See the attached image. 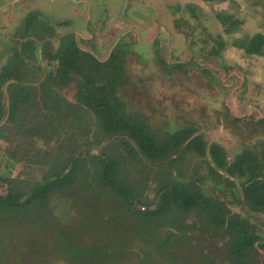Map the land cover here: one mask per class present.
Segmentation results:
<instances>
[{"label":"trees","instance_id":"trees-1","mask_svg":"<svg viewBox=\"0 0 264 264\" xmlns=\"http://www.w3.org/2000/svg\"><path fill=\"white\" fill-rule=\"evenodd\" d=\"M39 15H27L12 33V46L5 52L0 70V135L2 128L14 130L29 141L44 139L48 145L51 136L59 132L45 127L48 121L58 122L57 118L64 120L69 116L81 127L73 138L67 139V149L61 147L54 156H45L42 163L35 157L34 161L28 160L45 168L39 180L0 176V186L5 187V193H0V264H58L66 259L83 264H128L132 258L135 264H141L142 258L143 264H159L157 260L191 264L189 256L196 255L193 248L199 245L201 233L207 231L211 232L209 240L226 232L233 235L226 254L234 264H255L254 252L257 247L264 249V239L249 217L232 212L228 204L246 209V213L264 215V153L259 156L251 152L246 159L237 157L229 162L219 145L202 144L193 128L160 138L143 119L127 111L119 96V87L126 78L125 53L115 50L105 61H99L81 50L72 35L62 36L53 48L55 26L63 25L39 22ZM222 26L226 34H232L238 21L229 17ZM236 46L248 56L264 54V38L260 34ZM37 53L48 63L44 84H39L43 79L40 74L38 82L37 71L41 70L35 65ZM80 78L86 80L74 106L64 100L63 93ZM6 84L9 88L4 104L2 87ZM193 141L201 145L192 147ZM185 142L189 143L188 151L203 161L205 175L201 179L220 189L218 194L223 200L207 195L203 188H188L177 175L180 179L162 183L165 190L156 210H133L129 215L131 224L122 228V220L115 218L127 205L114 198L118 208L112 225L101 224L102 229L87 247L70 243L67 228L57 217L56 196L71 190L87 195L93 181H98L94 185L100 189L106 186L116 189L113 191L119 195L135 196L125 180L128 161L140 173L153 171L163 162L179 172L175 165L184 162L172 158L170 150L178 151ZM82 144L88 150L97 149L99 154L87 159L77 151ZM28 150L34 152V148ZM187 218L193 219L190 225L184 224ZM44 236L57 239L60 257L53 259L52 247L40 243ZM128 244H135L136 249Z\"/></svg>","mask_w":264,"mask_h":264},{"label":"rangeland","instance_id":"rangeland-1","mask_svg":"<svg viewBox=\"0 0 264 264\" xmlns=\"http://www.w3.org/2000/svg\"><path fill=\"white\" fill-rule=\"evenodd\" d=\"M37 12L39 22L63 25L55 26L53 48L62 36L72 35L81 50L99 61H105L115 50L125 53L126 78L119 87V96L127 111L143 119L160 138L193 128L201 136V143L219 145L229 162L237 157L246 159L251 152L259 156L264 153V54L248 56L236 46L248 42L255 34L264 38V0H0V70L5 52L12 46V33L29 13ZM229 17L238 21L232 34H226L222 26ZM35 65L41 70H36L38 82L40 74L43 79L39 84H44L48 63L37 53ZM77 80L63 93L64 100L74 106L86 78ZM8 88V84L2 87L4 104ZM57 121H48L45 126L59 130L48 145L44 139L29 141L14 130L2 128L0 176L39 180L45 168L37 162L42 163L45 156H54L61 147L67 149V139L73 138L81 127L80 122L73 123L69 116ZM187 142L178 151L170 150L172 158L184 162L176 163L179 172L163 162L153 171L140 173L128 161L125 180L135 196L119 195L113 191L116 189L106 186L100 189L94 185L98 181H93L87 195L71 190L69 194L56 196L57 217L67 228L70 243L87 247L102 229L101 224L112 225L118 208L114 198L127 205L115 218L122 220V228L131 224L129 215L133 210H156L166 179L181 178L188 188H203L207 195L223 200L218 194L220 189L201 179L205 175L203 161L188 151ZM200 142L193 141L191 146L199 147ZM77 151L87 159L99 154L97 149L88 150L84 145ZM34 157L37 162L30 163L28 160L34 161ZM0 193H5L4 186H0ZM228 208L249 217L264 239L263 214L246 213V209L231 204ZM127 209H130L128 216ZM192 221L187 218L184 224L190 225ZM207 232L201 233L199 245L193 248L196 255L189 256L191 264H234L226 254L233 235L226 232L209 240L211 232ZM123 237L128 239L126 235ZM40 243L52 247L53 259L58 253L62 255L56 238L44 236ZM127 246L136 249L135 244ZM254 257L255 264H264V249L257 247ZM135 263L133 258L128 261ZM156 263L166 264L158 260ZM58 264L83 263L66 259Z\"/></svg>","mask_w":264,"mask_h":264},{"label":"built area","instance_id":"built-area-1","mask_svg":"<svg viewBox=\"0 0 264 264\" xmlns=\"http://www.w3.org/2000/svg\"><path fill=\"white\" fill-rule=\"evenodd\" d=\"M141 210H143V208Z\"/></svg>","mask_w":264,"mask_h":264}]
</instances>
